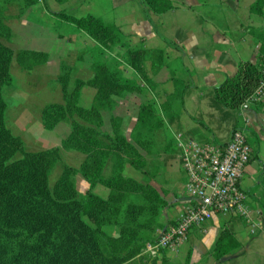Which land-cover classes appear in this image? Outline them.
I'll list each match as a JSON object with an SVG mask.
<instances>
[{
    "label": "crops",
    "instance_id": "crops-1",
    "mask_svg": "<svg viewBox=\"0 0 264 264\" xmlns=\"http://www.w3.org/2000/svg\"><path fill=\"white\" fill-rule=\"evenodd\" d=\"M170 1L174 8L164 14H157L144 0H41L21 14L22 5L15 4L7 12V24L14 32L10 45L16 51L47 53L50 60L28 73L12 64L10 87L14 86V71L20 69L18 77L23 84L17 89L20 95L38 87L47 90L51 83H58L62 63L72 67L74 79L87 81L94 76L91 66L97 62L107 64L138 85L142 92L125 94L117 99L114 110L103 112L104 131L110 133L111 118L120 117L131 141L140 107L148 101L156 103L165 127L156 133L154 154L140 150L146 158L147 170L156 174L154 178L146 177L130 164L124 174L138 182L149 178L155 188L165 191L168 207L161 217L164 226L181 214L187 201L186 179L177 160L178 149L176 152L174 149L176 137L184 135L201 144H225L236 129L246 127L252 158L240 186L246 194L247 215H216L203 227L191 230L177 252L167 251L164 256L171 264H264V98L235 111L226 108L215 95L218 87L237 74L242 63L261 66L264 61L261 54L264 9L260 14L252 12L257 0ZM60 13L78 19L94 17L115 25L121 32L122 43L102 46L62 19ZM131 51L143 52L145 80L128 64ZM24 73L29 75L23 77ZM178 83L185 86L181 95ZM58 87L59 100L53 103L62 102L60 84ZM95 94L94 88L84 86L79 105L92 107ZM3 97L8 106L6 91ZM46 105L38 110L39 124L35 125L42 130H37L35 136L45 140L29 144L28 138L17 134L30 152L61 148L62 140L71 132L69 122L60 123L52 131L44 129L41 111ZM49 139L53 144L46 145ZM84 160L83 155L80 165ZM76 184L82 195L90 188L85 180L78 179ZM94 192L104 198L109 195V190L101 185ZM228 227L234 231L239 247L217 261L216 243ZM112 230V234L106 233L118 237L120 229Z\"/></svg>",
    "mask_w": 264,
    "mask_h": 264
},
{
    "label": "trees",
    "instance_id": "trees-1",
    "mask_svg": "<svg viewBox=\"0 0 264 264\" xmlns=\"http://www.w3.org/2000/svg\"><path fill=\"white\" fill-rule=\"evenodd\" d=\"M40 1L0 0V264H171L165 256L160 260L144 253L146 245L154 242L157 232L164 228L161 217L168 207L165 191L155 188L149 178L138 182L124 174L127 164L146 177L156 174L149 173L140 152L154 154L156 133L165 127L156 103L148 101L140 107L131 141L120 117L111 118L110 133L104 131L103 112L114 110L117 99L125 94L142 92L138 85L102 62L91 66L94 76L87 81L74 79L72 67L62 63L57 78L62 102L50 103L41 111L45 130L70 123L71 132L61 148L30 152L24 140L6 125L8 106L3 89L12 85V64L32 72L50 60L47 53L16 51L7 45L14 36L7 24V12L10 6L21 4V14ZM144 1L157 14L174 8L170 0ZM263 9L264 0H257L251 7L254 14ZM58 15L102 46L122 43L119 28L102 19ZM261 54L264 56V40ZM143 59L142 51L128 54V64L145 80ZM261 78L260 65L242 63L237 74L216 89V99L230 110H239L254 94ZM177 85L178 95L183 94L185 86ZM84 86L96 90L90 108L79 105ZM61 149L79 152L85 160L79 168L65 165L52 187L50 177L62 160ZM18 154L22 158L15 159ZM76 176L90 186L84 196L78 190ZM98 185L109 190L107 198L94 192ZM108 226L118 227L119 236L108 235L104 230ZM238 247L232 228H225L216 243V260L221 261Z\"/></svg>",
    "mask_w": 264,
    "mask_h": 264
},
{
    "label": "built area",
    "instance_id": "built-area-1",
    "mask_svg": "<svg viewBox=\"0 0 264 264\" xmlns=\"http://www.w3.org/2000/svg\"><path fill=\"white\" fill-rule=\"evenodd\" d=\"M260 70L261 81L243 107L264 98V61ZM175 145L186 176L187 201L175 223L168 224L154 242L146 245L144 253L152 258H160L168 250L177 251L191 230L203 227L216 215H247L246 194L240 186L252 158L246 127L236 129L225 144H201L180 135Z\"/></svg>",
    "mask_w": 264,
    "mask_h": 264
},
{
    "label": "rangeland",
    "instance_id": "rangeland-1",
    "mask_svg": "<svg viewBox=\"0 0 264 264\" xmlns=\"http://www.w3.org/2000/svg\"><path fill=\"white\" fill-rule=\"evenodd\" d=\"M11 7L12 6L9 7V10ZM10 12L12 13L14 11L11 10ZM12 32H13V30H12ZM13 34H14V32H13ZM11 42H12V40L10 42H6V43L10 47H12L10 45ZM19 72H20V69L15 70L13 73V76L15 78L14 84H13L14 86L10 87L7 85L4 87V90H3V91H6V100L8 102V109L6 112V125L8 128L11 129V131L15 135L21 134L24 136V138H26V139L28 138L27 142L30 144L34 140L36 141L37 139H44L43 137L39 138V137L35 136L37 133L36 131L41 130V128L35 127L36 124L37 125L39 124L37 122V115L39 114L38 110H40L41 106H43L45 104L53 103L54 101L59 100V97H58L59 96V94H58L59 83H57V82L51 83L49 85L50 86L49 89H47V90H44L42 87H38L36 90H31L30 92L23 91V93L20 95L17 89L20 88L23 84L19 80V78H20V77H18ZM26 73H28V72H26ZM23 75H24L23 77H27L29 74L24 73ZM34 77H35V74H34ZM38 78H40V77L38 76ZM38 82H40L39 85H42L41 81H38ZM22 88H24V87H22ZM30 116H31V119H29ZM22 118H23V120H22ZM47 133H49V132H47ZM45 142H46V145L53 144V141H50V139L48 141H45ZM53 149H55V148H53ZM174 149L176 152L177 151L176 145H175ZM27 150H28V148H27ZM178 155H179V152H178ZM61 157H62L61 162L56 166V168L54 169V171L52 172V175L50 177V185L52 187L54 186L55 182L61 176L65 165H68V166H71L74 168H79L80 167L79 165L83 159V155L79 152L66 150V152L63 153L62 149H61ZM20 158H22L21 154H18L15 157V159H20ZM177 160L179 163V157H177ZM181 170H182V172H181L182 176L184 177V181H185L186 176H185V173H184L182 167H181ZM78 179L83 181L81 176H76V179H75L76 183H77ZM78 188H80V187H78ZM179 216L180 215H178V217ZM178 217L175 220H173V222H171L169 224L175 223V221L178 219ZM166 226H164V228ZM114 228H118V227L108 226V228H106V231L108 232V234H112V231H113L112 229H114ZM162 230L157 232V234L155 235V238H154L155 240ZM168 251H173V250H168ZM177 251H174V252H177ZM165 253L158 259L161 260L164 257Z\"/></svg>",
    "mask_w": 264,
    "mask_h": 264
}]
</instances>
